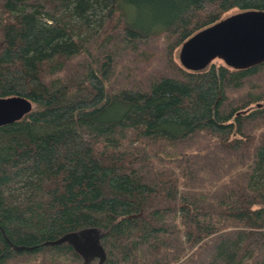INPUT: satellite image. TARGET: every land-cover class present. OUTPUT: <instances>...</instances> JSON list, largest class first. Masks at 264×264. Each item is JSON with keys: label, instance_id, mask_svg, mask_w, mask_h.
<instances>
[{"label": "trees", "instance_id": "trees-1", "mask_svg": "<svg viewBox=\"0 0 264 264\" xmlns=\"http://www.w3.org/2000/svg\"><path fill=\"white\" fill-rule=\"evenodd\" d=\"M245 10L264 0H0V97L31 103L0 126V264H82L45 242L83 228L101 264H264V62L177 59Z\"/></svg>", "mask_w": 264, "mask_h": 264}, {"label": "water", "instance_id": "water-1", "mask_svg": "<svg viewBox=\"0 0 264 264\" xmlns=\"http://www.w3.org/2000/svg\"><path fill=\"white\" fill-rule=\"evenodd\" d=\"M177 59L189 71L201 70L214 59L232 69H246L264 62V11L235 12L198 30L181 43ZM261 105L264 106V98ZM30 109L31 103L21 96L0 97V126L19 120ZM0 231L3 234L1 228ZM98 232L97 228H83L45 244L66 243L81 257L82 264L95 258L96 264H101L105 252L100 243L103 233Z\"/></svg>", "mask_w": 264, "mask_h": 264}, {"label": "rangeland", "instance_id": "rangeland-1", "mask_svg": "<svg viewBox=\"0 0 264 264\" xmlns=\"http://www.w3.org/2000/svg\"><path fill=\"white\" fill-rule=\"evenodd\" d=\"M264 98V97H263ZM260 104H261V101H260ZM247 111V109L246 110H244V112H246ZM99 232L101 233L102 231L101 230H99ZM98 232V233H99ZM92 235H93V233H92ZM96 259V258H95ZM94 260V259H93ZM97 260V259H96Z\"/></svg>", "mask_w": 264, "mask_h": 264}]
</instances>
